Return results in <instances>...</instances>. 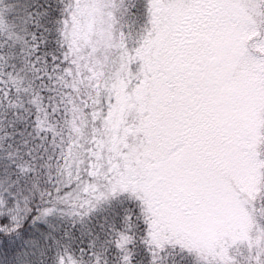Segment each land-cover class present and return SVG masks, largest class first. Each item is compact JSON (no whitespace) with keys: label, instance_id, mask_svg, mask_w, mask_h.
<instances>
[{"label":"snow or ice","instance_id":"obj_1","mask_svg":"<svg viewBox=\"0 0 264 264\" xmlns=\"http://www.w3.org/2000/svg\"><path fill=\"white\" fill-rule=\"evenodd\" d=\"M0 264H264V0H0Z\"/></svg>","mask_w":264,"mask_h":264}]
</instances>
